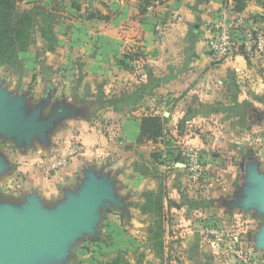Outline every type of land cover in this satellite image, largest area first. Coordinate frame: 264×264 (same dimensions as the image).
Listing matches in <instances>:
<instances>
[{
	"label": "crops",
	"instance_id": "obj_1",
	"mask_svg": "<svg viewBox=\"0 0 264 264\" xmlns=\"http://www.w3.org/2000/svg\"><path fill=\"white\" fill-rule=\"evenodd\" d=\"M55 1L66 7L57 30L65 35L59 43L61 60L75 63V83L67 82L72 79L68 71L61 91L72 101L73 105L68 104L75 112L59 117L61 126L53 122L48 145L18 158L17 172L26 174L21 185L13 189L15 194L9 193L13 197L0 198L3 210L16 213L14 209L20 208L25 214L34 205L40 215H52L80 203L94 186L100 197L92 223L110 224L111 215L116 214L121 222L130 219L128 209L141 212L145 202L142 195L156 193L161 184L168 183L169 199L180 208L196 211L200 205L187 202L188 195L183 193L189 186V171L178 164L176 169L171 163L157 166L152 152L162 149V140L139 144L141 122L147 116L167 118V136L201 149L204 177L225 157L221 152L234 151L232 144L240 161L244 151L238 150L237 146L243 148L238 144L247 129L264 121V58L247 60L237 55L220 61L211 54L208 43L222 9L232 10L242 30L250 29L259 26V15L264 16V0H248L238 15L233 11L234 0H161L155 11L146 14L141 13L139 0ZM172 12H178L179 19L169 26L166 37L158 40L156 27ZM88 14L104 18L88 20ZM134 54L139 58L124 59ZM122 61L127 68L121 66ZM76 143L79 153L71 156L57 174L47 177L41 165L37 167L45 156L69 155ZM211 152L220 158H212ZM240 171L244 177L252 176V183L247 185L251 194L258 190L253 179L259 175L258 169L254 172L240 161ZM225 173L227 181L232 172ZM12 177L14 174L8 179ZM258 203L252 202V207L256 209ZM116 221L111 222L115 230ZM180 222L188 226L189 220L181 218ZM119 227L123 228L121 223ZM115 230L111 229L112 258L130 250L114 244V237L121 236ZM122 232L127 234L124 228ZM88 240L100 241L98 235ZM67 249L70 255L62 257L59 264H79L72 255L79 249L78 243Z\"/></svg>",
	"mask_w": 264,
	"mask_h": 264
},
{
	"label": "rangeland",
	"instance_id": "obj_2",
	"mask_svg": "<svg viewBox=\"0 0 264 264\" xmlns=\"http://www.w3.org/2000/svg\"><path fill=\"white\" fill-rule=\"evenodd\" d=\"M37 2L49 9L57 10L62 17L54 28L58 43L55 52H43L44 41L38 34L37 43L27 53L20 56V65L0 67V106L6 113L16 116L15 122L18 126L23 122L28 126L25 130H20V128L9 132L0 127V198L6 197L5 195L13 197L9 193L15 194L13 189L16 190L21 185L20 181L26 174L17 172L20 162L18 158L33 154L42 146L48 145L47 137L51 134L49 129H53L51 117H54L57 125L61 126L59 117L70 116L69 112L71 115L75 112V108L68 104H72V101H68L61 91L67 80L64 76L69 73L68 71L71 72L69 74L72 75V79L67 82L75 83L72 74L75 71V63L74 61L73 64L72 62L64 63L61 60L62 50L59 48V43L60 39H65V35H60V32H57V30L59 31L58 27L62 26L66 7L63 4L61 6L55 4V0H24L21 7L23 9L31 8ZM257 18L261 20L259 26L243 29L244 33L242 34L246 36L249 33L254 36L257 33H264V16L259 15ZM237 55L243 54L235 53L231 57ZM231 57L217 59L224 61ZM249 57L251 58L250 55ZM259 57L264 58V55H259ZM63 67H67V70ZM59 92L60 94L53 100V95ZM247 131L249 132L240 141L241 144H238L243 148L237 147L238 150L244 151L242 153L244 157L240 161L248 164L254 172L257 169L259 171V175L255 174L256 177L253 178L254 184H257L258 187L257 195L253 196L249 193L251 188L247 185L252 183V176L249 174L244 177V174L241 173L240 161L237 159V154L234 153L236 151L235 144H232L233 153L220 151L221 155H225L221 158L222 162L217 152L210 153L212 158L216 157L220 161L205 177L203 175L199 179H193L190 173L186 175L189 186H186V190L183 188L181 190L188 195L189 200L185 198L187 202L200 205L196 211L190 212L183 207L179 209L165 208L163 257L156 256L154 251L148 247L147 230L151 225L152 216L144 214L142 210L139 212L137 209H130L129 212L128 209L126 215L128 218L130 216V219L118 222V216L111 215L110 224L109 222L93 224L92 228L88 230L90 232L87 233H83L85 230L79 228V233L70 237L69 240L74 242L71 249L78 243L79 249L74 251L75 247L72 252V255L77 257V263L97 264L98 262H107L112 258L110 246L112 245L111 237L114 235L111 234V229L115 230V228H112L111 222H115L117 218L118 227L114 233L121 236L114 237V244L116 243L118 248L127 247L130 249L126 253L133 264H264V121H260L258 127L254 126L253 129H247ZM182 136L186 137V135ZM164 137L171 141L172 148L176 149L180 157L168 154L167 147L162 143V149L156 148L152 152V154L163 152V159L160 162L169 161L172 164L170 167L173 169H176L177 164L185 165L186 159L183 156V151L187 147L195 149L198 156L202 158L201 149L198 147L188 142L181 143L176 141L177 139H171L166 132ZM76 145L77 143L71 148ZM45 158H49L48 162H50L59 157L45 156L43 159ZM43 159L37 162L40 163L37 167L39 168L41 165L40 169L46 174L45 176H52L51 173H46V169L42 166L45 164H42V161H45ZM154 165L156 166V163ZM226 170L232 172L227 181L224 178ZM57 172H52V174H57ZM13 174L14 177L8 179ZM167 184H163V186L168 195ZM190 186L193 189H190ZM141 198L143 199V197ZM252 202H259V207L256 209L255 206L252 207ZM1 211L2 207H0ZM181 218L189 220L188 226L184 222H180ZM120 223L127 233L124 234L126 238L123 236V228L119 229ZM97 235L100 241L88 240V238L92 239ZM21 264H31V262L23 261Z\"/></svg>",
	"mask_w": 264,
	"mask_h": 264
},
{
	"label": "trees",
	"instance_id": "obj_3",
	"mask_svg": "<svg viewBox=\"0 0 264 264\" xmlns=\"http://www.w3.org/2000/svg\"><path fill=\"white\" fill-rule=\"evenodd\" d=\"M142 14H146L148 8L158 0H139ZM248 0H234L235 14H242L246 8ZM24 0H0V67H14L20 65V56L27 53L36 43L37 35L40 34L44 41L43 52H55L58 43L55 27L58 24L60 15L57 10L49 9L47 6L35 3L31 8L23 9L21 4ZM61 6V3L55 1ZM77 11L79 7L73 6ZM102 18L100 14H88V20ZM104 18V17H103ZM106 19V18H105ZM249 60V56L241 53ZM242 55V56H243ZM139 54L124 57L125 60H136ZM123 68H127L124 61L120 62ZM167 118L158 116H147L142 119L139 144L145 142L162 143L167 147L168 154L178 155L176 149L172 148L171 141L165 139ZM162 151L152 154V159L158 165L168 164L169 161H162ZM178 160V159H177ZM176 162V161H174ZM159 178V177H158ZM145 199L141 210L144 214L152 216L151 225L148 227L147 239L148 247L152 249L156 256L163 257L164 237H165V208L179 209V205L169 199L166 188L161 184L159 190L146 192L142 195ZM167 204V205H166ZM126 252H119L115 257L107 262L97 264H133Z\"/></svg>",
	"mask_w": 264,
	"mask_h": 264
},
{
	"label": "water",
	"instance_id": "obj_4",
	"mask_svg": "<svg viewBox=\"0 0 264 264\" xmlns=\"http://www.w3.org/2000/svg\"><path fill=\"white\" fill-rule=\"evenodd\" d=\"M15 119V115L6 113L0 106V127L3 130L9 132L28 128L25 122L18 126ZM51 120L54 122V117ZM254 191L253 196L257 195V190ZM99 192L92 186L80 203H72L52 215H40L34 205L25 214L20 208H15V213L3 210L0 205V264H21L23 261H30L31 264H59L62 257L70 255L67 248L70 249L74 243L69 240L70 237L76 236L79 228L85 230L83 233L90 232L88 230L93 225Z\"/></svg>",
	"mask_w": 264,
	"mask_h": 264
},
{
	"label": "built area",
	"instance_id": "obj_5",
	"mask_svg": "<svg viewBox=\"0 0 264 264\" xmlns=\"http://www.w3.org/2000/svg\"><path fill=\"white\" fill-rule=\"evenodd\" d=\"M163 3L161 0L154 2L147 12H153ZM178 12L170 13L167 18L160 22L156 27V34L158 40H163L169 30V26L174 24L179 19ZM241 26L239 25L235 15L231 9L224 8L220 13L219 20L213 28V36L209 40V50L212 55L217 58L223 59L231 57L235 53H244L247 56H259L264 55V33H257L256 35L244 34ZM78 147L70 149V154L65 157L56 158L53 161H49V158H45L42 161L46 173L57 172L64 167L71 156L79 153ZM183 156L186 159V164H178L183 166L189 171L193 179H199L203 177L205 167L201 162L200 157L193 148H185Z\"/></svg>",
	"mask_w": 264,
	"mask_h": 264
}]
</instances>
